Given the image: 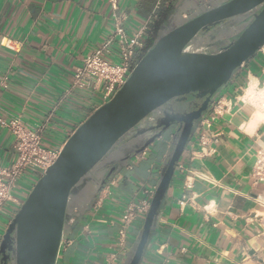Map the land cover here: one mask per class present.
I'll use <instances>...</instances> for the list:
<instances>
[{"label":"crops","instance_id":"1","mask_svg":"<svg viewBox=\"0 0 264 264\" xmlns=\"http://www.w3.org/2000/svg\"><path fill=\"white\" fill-rule=\"evenodd\" d=\"M226 1L120 0L114 11L110 0H0V116L44 124L43 146L60 151L101 107L97 93L71 87L75 69L112 35L116 17H126L130 36L147 25L142 57L172 22ZM243 23L224 28L234 34ZM201 36L200 45L226 38L221 28ZM251 86L254 98L248 97ZM262 91L264 54L258 53L235 72L197 124L140 264H264V181L255 176L258 153L264 152ZM214 116L210 128L203 126ZM173 133L140 156L125 157L129 145L116 149L73 192L56 264L126 263L146 217L132 225L127 252L113 263L122 216L130 201L156 191ZM16 144L12 132L0 126V166L16 160ZM22 180L18 195L31 190L35 177L29 172ZM0 216L1 243L10 217Z\"/></svg>","mask_w":264,"mask_h":264},{"label":"water","instance_id":"2","mask_svg":"<svg viewBox=\"0 0 264 264\" xmlns=\"http://www.w3.org/2000/svg\"><path fill=\"white\" fill-rule=\"evenodd\" d=\"M250 17L236 35L228 34L224 28L226 22ZM218 28L225 40L211 36L208 45H200L203 33ZM232 37L235 39L230 42L228 39ZM218 40L219 44L215 45ZM263 47L264 0H228L196 16L172 22L158 35L114 98L73 133L57 161L37 181L2 237L0 264H56L73 192L116 149L129 145L125 157L140 156L163 138L172 124L184 123L181 131L173 134V146L150 211L125 263L140 264L197 124L235 72ZM188 98L200 100L190 115H177L167 123L141 129L145 119L159 113L170 101ZM153 129L156 131L152 132ZM133 131L137 134L128 140Z\"/></svg>","mask_w":264,"mask_h":264},{"label":"built area","instance_id":"3","mask_svg":"<svg viewBox=\"0 0 264 264\" xmlns=\"http://www.w3.org/2000/svg\"><path fill=\"white\" fill-rule=\"evenodd\" d=\"M119 1L110 0L114 11L119 9ZM125 21L124 16L116 17L112 35L75 69L71 90H90L97 93L101 106L114 98L125 85L136 65L146 55L140 57L139 49L144 47L142 37L147 31V25L136 35L130 36L125 28ZM259 53L264 54V47ZM221 111L222 108L218 105L217 113ZM148 118L154 117L151 115ZM215 120V116L206 119L203 126L210 128ZM0 126L10 130L17 141L16 160L8 166H0V214L7 213L11 222L27 198L16 193L20 181L29 172L32 173L35 177L32 190L48 168L57 161L61 150H49L43 146V134L46 128L44 124L32 126L26 124L21 117L0 116ZM201 145L205 147L206 142L202 141ZM201 176L206 180L209 178L206 175ZM255 176L264 181V152L258 153ZM144 194L143 198L132 200L127 204L119 230V251L111 257L113 263L119 260L121 254L127 252V240L132 225L140 216L146 217L150 211L155 190H146Z\"/></svg>","mask_w":264,"mask_h":264},{"label":"flooded vegetation","instance_id":"4","mask_svg":"<svg viewBox=\"0 0 264 264\" xmlns=\"http://www.w3.org/2000/svg\"><path fill=\"white\" fill-rule=\"evenodd\" d=\"M250 19H251V17L248 19H243L242 21L233 20L230 22H226V24H227V26L231 25L232 27L237 28L239 26H242L244 24L243 22L247 23ZM230 29L231 28H228L227 31H231ZM242 29H243V27L241 28V30ZM241 30L236 31L234 34L235 35L238 34ZM234 39L235 38H233L231 41H233ZM199 104H200V100L195 99V98H188L187 100L174 99V100L170 101L167 105H165L160 110L159 113L155 112L154 114H152V117H154L153 119H150V118L145 119L141 123V129H150V128L157 126L158 124L167 123L171 119H173V117H176L177 115L178 116H188L197 109ZM183 126H185L184 123L172 124L170 127V131L173 130L174 133H176ZM154 131H156V130L153 129L152 132H154ZM136 134H137V131H133L132 136L129 137V139H132V137ZM10 264H12V262Z\"/></svg>","mask_w":264,"mask_h":264},{"label":"bare ground","instance_id":"5","mask_svg":"<svg viewBox=\"0 0 264 264\" xmlns=\"http://www.w3.org/2000/svg\"><path fill=\"white\" fill-rule=\"evenodd\" d=\"M255 95H256L255 89H254L253 86H251V88L248 90V97L254 98ZM258 95L262 97V100H263V103H264V91L260 92Z\"/></svg>","mask_w":264,"mask_h":264},{"label":"rangeland","instance_id":"6","mask_svg":"<svg viewBox=\"0 0 264 264\" xmlns=\"http://www.w3.org/2000/svg\"><path fill=\"white\" fill-rule=\"evenodd\" d=\"M21 181L23 182V180H21ZM21 181H20V183H21ZM20 183H19V184H20ZM19 184H18V185H19ZM16 189H18V186L16 187ZM16 212H17V211H16ZM2 220H3V218L0 216V221H2ZM4 234H5V233H4Z\"/></svg>","mask_w":264,"mask_h":264},{"label":"trees","instance_id":"7","mask_svg":"<svg viewBox=\"0 0 264 264\" xmlns=\"http://www.w3.org/2000/svg\"><path fill=\"white\" fill-rule=\"evenodd\" d=\"M29 195V192L24 195V197H27Z\"/></svg>","mask_w":264,"mask_h":264}]
</instances>
